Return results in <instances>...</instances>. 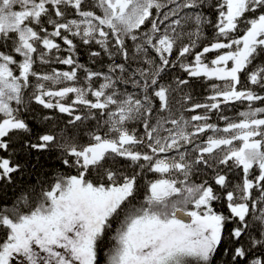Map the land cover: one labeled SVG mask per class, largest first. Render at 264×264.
Here are the masks:
<instances>
[{
	"label": "snow or ice",
	"instance_id": "6c2138e0",
	"mask_svg": "<svg viewBox=\"0 0 264 264\" xmlns=\"http://www.w3.org/2000/svg\"><path fill=\"white\" fill-rule=\"evenodd\" d=\"M204 9L216 12L215 22ZM206 26L213 29L212 40L196 51ZM77 37L99 46L112 61L107 71L78 62ZM0 47L11 53L0 50V152L9 153L0 156V189L15 185L16 174L34 181L11 205L0 204V229L6 232L0 264H9L13 253L29 264H38V257L42 264H98L99 245L118 217L106 264H213L222 246L220 264H264V107L255 106L264 95L252 87L264 92V62L248 71L264 57V0H0ZM101 51H89V59L95 63ZM210 53L216 54L208 60ZM37 61L70 70L36 71ZM177 62L188 78L210 82L207 102L186 109L203 114H173L171 86L160 81ZM245 71L249 86L240 88ZM129 83L139 95L120 89ZM188 83L176 79L177 85ZM32 102L71 118L59 134L33 135L22 118ZM245 103L235 119L221 112L222 106ZM213 112L220 113L223 127L209 122ZM93 119L107 131L93 130L90 143H76L72 126ZM130 121L142 123L143 135L128 130ZM13 143L17 147L9 152ZM53 152L74 174L36 171L41 155ZM118 159L133 172L105 166ZM221 166L242 172V180L230 188ZM90 172L96 180L88 179ZM144 172L160 178L147 182L137 207V178ZM209 172L211 183L192 181ZM217 202L226 213L216 210Z\"/></svg>",
	"mask_w": 264,
	"mask_h": 264
},
{
	"label": "trees",
	"instance_id": "16d2710c",
	"mask_svg": "<svg viewBox=\"0 0 264 264\" xmlns=\"http://www.w3.org/2000/svg\"><path fill=\"white\" fill-rule=\"evenodd\" d=\"M205 14L209 15L210 19L212 22H215L216 20V12L212 11L210 9H204ZM251 15V13H249ZM51 26H49L50 29ZM145 31L147 30L146 28L144 29ZM189 30L187 26H185V31ZM205 33L206 37L202 40L201 44L198 46L196 51H199L200 48H202L205 44H208L211 42L212 37H213V29L211 27L206 26L205 27ZM242 31L235 33L234 35H241ZM72 38V37H70ZM74 43L77 44V53L78 56L76 57L78 59V62L81 64H85L87 67L91 68L93 71H107V65L111 63L112 61L109 60V58L100 50L99 46L96 45L95 43L89 45H83L79 38H73ZM57 42L61 43L62 47H65L63 45V42L60 41L57 38ZM187 38H185L181 43H186ZM128 43L131 45V41H128ZM0 50L5 51L6 53H10V47H0ZM92 50H97L101 51V56L95 58V63H93L88 56V52ZM134 51V49H133ZM216 53H210L208 54L207 59L210 60L211 58L214 57ZM61 56L67 55L65 52L60 53ZM17 60L20 59V57L17 55L15 57ZM170 59L175 60L176 55L173 53V55L170 57ZM191 59V57H189ZM116 63H120L121 60L119 58H116ZM264 62V57H261L259 60L255 62L254 65H252L248 71H251L253 68L258 66L260 63ZM133 67H136L135 64H133ZM52 68H57L59 70H70V67L67 65H60L56 63H51L49 65H40L39 62L37 61V64L34 65V70L36 71H43L47 72L50 71ZM18 74V73H17ZM119 74V73H117ZM85 75L83 70L78 71V78L80 80V83L83 82L82 78ZM247 75L248 72H242L240 74V80L241 83L239 85L240 88H244L249 86L248 81H247ZM188 79L189 83L187 85H177L176 84V79ZM33 82H34V78ZM161 83L165 85H170L172 91L170 92V105L172 107L173 114L176 117H179L181 113L187 118L190 117L191 115H195L197 113L203 114V109H197L196 112H188L186 109H188L191 104L193 103H205L206 97L210 95V82L206 81L204 79H197V78H188L187 74L179 67V62H177V66L175 68H169L165 74H163L162 79L160 81ZM213 83H220L218 81H212ZM61 86H67V85H61ZM94 86H98V82L94 81ZM120 89L127 90L128 92H133L137 93L139 95V90L136 88H133L132 84L129 83L127 85H119ZM255 91L258 93L264 95V92H261L259 87L257 86H252ZM25 94L26 98L28 94L31 92V88L25 89ZM185 95H190L192 99L190 101H185L184 96ZM154 108L158 110V101L153 102ZM255 106L258 107H264V103L257 101L255 102ZM31 110L24 112L22 114V118H24L28 123L29 126L32 128V133L33 135L42 133V132H51L53 134H59L60 129H63L65 125L67 124L68 120L71 118L67 114H60L58 112H55L53 110H46L43 109L41 106L35 104V102H32L30 105ZM247 108V104H233L229 105L228 107H223L221 109V112L223 115L228 116L230 118H237V113L239 111L245 110ZM79 114H83V111H80ZM158 111L153 114L152 116V122H155L156 116L158 115ZM44 115H52L53 119L50 121L42 122L41 117ZM220 113H210V121L211 123L217 124L221 127L224 126V121L219 120L218 116ZM99 119H104L98 116ZM128 130L131 132L132 130H135L136 134L138 136L143 135V127L142 123L140 121H130L126 125ZM167 127H171V125H167ZM93 130H98V131H107V129H97V121L95 119L93 120H88V121H83V122H78L75 126H72L71 129V134L75 135L77 137L76 143L82 145L86 143H90V139L88 138V133L93 131ZM210 134V133H209ZM206 138V137H205ZM17 145L13 143L11 145V148L9 149V152L13 148H16ZM140 150H146V149H140ZM9 155L8 152H0V156H5L7 157ZM58 155V152H53L51 155L48 154H42L41 155V160L40 164L37 165L36 171L39 173H43L46 177H51L53 173H55L57 170H61L65 172L66 174H74L73 169H67L63 168L61 163L56 159ZM13 161L16 162L18 160L22 161L21 157L14 156L12 157ZM129 162L125 161L123 159H118L115 163H112L111 161H106L105 166L112 167L114 169H121L123 171H126L128 174H131L133 172L132 168L128 167ZM47 170V171H46ZM138 170V169H137ZM222 174H227L228 175V180H229V187L237 182H240L242 180V172L238 173L235 170L233 172H228V168L226 166H221L220 169H218ZM258 174V173H256ZM213 175V173L209 172L208 174L200 173L196 176L192 177V181L195 183H200L202 180L208 179L209 182L211 183L212 181L210 180V176ZM19 174H16L14 177L16 179V184L11 185L6 189H0V204H8L11 205L13 202V199L23 190V186H26L28 183L34 182L30 181L27 176L24 177L23 180H20ZM160 178L159 174L157 173H151V172H144L142 173L138 178V191L136 193L135 199L133 203L139 207L140 204L143 202L144 195L146 192V187H147V182L151 180H155ZM88 179L90 180H96L97 176L95 172H90L88 174ZM216 188V191L219 193L221 190L219 186H214ZM259 190H254L253 191V198L258 195ZM127 207V206H126ZM215 208L217 211H224L225 213L227 212L226 207L221 203L217 202L215 204ZM118 220L119 217L116 220H113L112 222V230L106 233L104 239L99 245L98 248V264H106L107 260V255L109 253V250L112 247V244L114 243L112 240V236L114 235L115 229L118 226ZM229 229L232 227V225L227 226ZM255 234V233H254ZM6 238V232L3 229H0V243L3 242V240ZM247 236L241 237V242L243 243L246 240ZM222 253H223V246L220 248L218 253L216 254L215 260L213 264H220L221 258H222ZM257 254L259 252L257 251ZM224 259H230V257H224Z\"/></svg>",
	"mask_w": 264,
	"mask_h": 264
},
{
	"label": "rangeland",
	"instance_id": "374dc122",
	"mask_svg": "<svg viewBox=\"0 0 264 264\" xmlns=\"http://www.w3.org/2000/svg\"><path fill=\"white\" fill-rule=\"evenodd\" d=\"M33 248L36 252L39 253V256L45 255V253L40 251L38 246L33 245ZM9 264H29V262L22 254L13 253V255L9 258ZM38 264H42V261L39 260V257H38Z\"/></svg>",
	"mask_w": 264,
	"mask_h": 264
},
{
	"label": "water",
	"instance_id": "95a60500",
	"mask_svg": "<svg viewBox=\"0 0 264 264\" xmlns=\"http://www.w3.org/2000/svg\"><path fill=\"white\" fill-rule=\"evenodd\" d=\"M182 218H183V219H185V220H188V219H189V218H188V217H186V216H185V217H182Z\"/></svg>",
	"mask_w": 264,
	"mask_h": 264
}]
</instances>
